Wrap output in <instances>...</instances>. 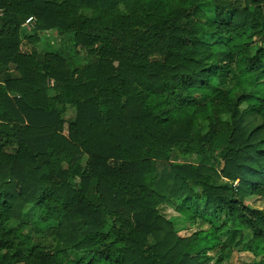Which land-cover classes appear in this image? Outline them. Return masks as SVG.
<instances>
[{
	"label": "trees",
	"instance_id": "obj_1",
	"mask_svg": "<svg viewBox=\"0 0 264 264\" xmlns=\"http://www.w3.org/2000/svg\"><path fill=\"white\" fill-rule=\"evenodd\" d=\"M254 196L264 0H0V264L264 257Z\"/></svg>",
	"mask_w": 264,
	"mask_h": 264
},
{
	"label": "rangeland",
	"instance_id": "obj_2",
	"mask_svg": "<svg viewBox=\"0 0 264 264\" xmlns=\"http://www.w3.org/2000/svg\"><path fill=\"white\" fill-rule=\"evenodd\" d=\"M203 9L211 15V11L207 7H203ZM22 35L28 36L37 34L39 38V43L36 45L40 52L44 50H57L60 55L69 60L70 66L72 68H77L82 65L83 59L82 55L76 54L74 50V41L72 33H66L62 35H58L56 31H47V32H35L32 30V25L30 23H25L22 28ZM28 44L23 42L22 49H28ZM8 76L17 77L18 74L10 67V70L6 73ZM68 117H72V114L69 113ZM247 204L252 208H262L264 207V200L260 197H251L247 200ZM30 210H26L29 213ZM170 212V210H168ZM25 212V213H26ZM33 217L32 213H30ZM30 217V216H29ZM32 219V218H31ZM30 219V220H31ZM183 224H176L175 228L179 231L181 235L187 234L188 231L182 228ZM182 229V230H181ZM225 263L227 264H264V257H254L248 252L234 251L230 254L229 257L225 259Z\"/></svg>",
	"mask_w": 264,
	"mask_h": 264
}]
</instances>
